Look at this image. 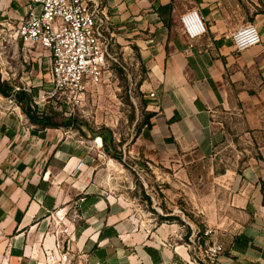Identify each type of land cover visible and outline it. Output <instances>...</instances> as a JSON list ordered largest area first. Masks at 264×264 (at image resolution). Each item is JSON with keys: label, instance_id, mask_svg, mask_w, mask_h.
I'll return each mask as SVG.
<instances>
[{"label": "crops", "instance_id": "obj_1", "mask_svg": "<svg viewBox=\"0 0 264 264\" xmlns=\"http://www.w3.org/2000/svg\"><path fill=\"white\" fill-rule=\"evenodd\" d=\"M103 5L116 41L135 50L146 69L141 87L154 114L146 126L150 148L161 157L191 148L211 156L225 136L214 126L215 109L230 106L235 93L249 96L257 81L264 83V12L242 14L223 0H103ZM193 8L204 16L208 33L189 47L180 18ZM25 11L22 0H0V26L17 23ZM248 22L257 26L262 43L237 51L232 34ZM2 42L22 44L0 29ZM21 49L39 78L22 77L23 89H41L49 58L41 49ZM1 73L2 81L22 87L10 81L8 71ZM0 103V264H45L46 247L54 245L46 236L47 218L56 208L78 213L70 223L73 248L88 264H193L175 225H147L98 189L92 147H83L72 130L33 123L13 96L0 93ZM228 186L244 220L232 239L222 241L219 262L264 264V161L230 173Z\"/></svg>", "mask_w": 264, "mask_h": 264}, {"label": "rangeland", "instance_id": "obj_2", "mask_svg": "<svg viewBox=\"0 0 264 264\" xmlns=\"http://www.w3.org/2000/svg\"><path fill=\"white\" fill-rule=\"evenodd\" d=\"M223 2L240 7L242 14L264 12V0ZM4 28L0 26L1 30ZM21 48L22 44L12 47L2 42L0 76L1 70L8 71L10 81L23 88L22 77L28 75L33 82L39 78L31 74L34 62L25 61ZM109 60L111 65L104 81L92 88L84 106L68 109L51 101L41 106L43 113L77 117L76 126L67 129L74 132L72 135L82 141L83 147H92L98 189L133 209L147 225H175L177 240L186 246L191 243L193 258L212 241L232 239L244 219L241 209L234 206L228 186L230 173L255 159L264 161V83L257 81L249 96L240 99L235 93L230 106L215 109L214 126L225 136L211 156L191 148L161 157L150 148L144 124L148 102L141 86L146 69L135 50L118 42L111 48ZM39 88L40 85L32 89L38 92ZM35 108L40 111V106ZM104 129L112 132L113 155L105 151L100 135ZM167 216L169 219H165ZM206 229L213 233L204 238ZM199 230L203 236L200 244L196 237Z\"/></svg>", "mask_w": 264, "mask_h": 264}, {"label": "built area", "instance_id": "obj_3", "mask_svg": "<svg viewBox=\"0 0 264 264\" xmlns=\"http://www.w3.org/2000/svg\"><path fill=\"white\" fill-rule=\"evenodd\" d=\"M22 1L26 9L24 17L5 26L4 31L9 39L22 43L27 52L41 49L49 58L47 77L41 83V89L34 92L30 85L24 88L32 95V106H40V114L43 113L41 106L51 101H58L68 109H80L92 88L104 81L111 65V48L117 42L103 0ZM180 21L189 47L208 33L204 16L198 8L183 13ZM232 39L237 51L262 43L257 26L251 22L238 27ZM12 103L14 100H10V105ZM83 164L80 161L77 169ZM71 209L56 208L47 218L46 236L53 239L54 245L46 247L49 252L45 264H88L73 248L75 233L70 223L79 215ZM211 233L212 230L206 229L204 238ZM203 236L199 230L198 244ZM187 247L192 250L191 243ZM224 251L222 242L212 241L200 250L197 258H193V264H220L219 256Z\"/></svg>", "mask_w": 264, "mask_h": 264}, {"label": "trees", "instance_id": "obj_4", "mask_svg": "<svg viewBox=\"0 0 264 264\" xmlns=\"http://www.w3.org/2000/svg\"><path fill=\"white\" fill-rule=\"evenodd\" d=\"M0 93L6 97L13 96L16 99L17 103L21 106L23 112L27 114L29 119L33 123L38 124L41 127L70 128L76 126V122L78 121V118L73 115L62 116V115H58L57 113H46V112L43 114L38 113L36 108L32 106V95L29 94L23 88L17 90L9 82L2 81L1 76H0ZM153 115L154 114L152 112L147 113V117L144 123L145 126L147 127L151 126V118L153 117ZM82 125H84L85 128L89 130L87 123L83 122ZM80 130L83 133H85L84 131L85 129H83V127H80ZM100 135L103 137V140L105 142L104 148L106 153L110 155L115 154L112 132L109 129H104V132H102V134ZM117 158L121 159V157H117ZM165 219H169L168 216Z\"/></svg>", "mask_w": 264, "mask_h": 264}, {"label": "bare ground", "instance_id": "obj_5", "mask_svg": "<svg viewBox=\"0 0 264 264\" xmlns=\"http://www.w3.org/2000/svg\"><path fill=\"white\" fill-rule=\"evenodd\" d=\"M99 140H101V139H99ZM97 143L99 144L98 140H97ZM99 146H100V144H99ZM101 146H102V144H101Z\"/></svg>", "mask_w": 264, "mask_h": 264}]
</instances>
